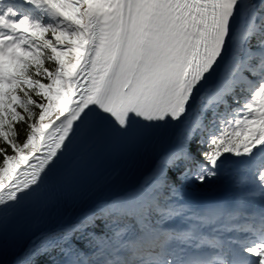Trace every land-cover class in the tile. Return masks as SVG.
<instances>
[{
    "label": "snow or ice",
    "instance_id": "1",
    "mask_svg": "<svg viewBox=\"0 0 264 264\" xmlns=\"http://www.w3.org/2000/svg\"><path fill=\"white\" fill-rule=\"evenodd\" d=\"M264 264V0H0V254Z\"/></svg>",
    "mask_w": 264,
    "mask_h": 264
},
{
    "label": "bare ground",
    "instance_id": "2",
    "mask_svg": "<svg viewBox=\"0 0 264 264\" xmlns=\"http://www.w3.org/2000/svg\"><path fill=\"white\" fill-rule=\"evenodd\" d=\"M24 253V252H23ZM23 253H21L20 255H18L16 258H15V262L17 260L18 257H21L23 255Z\"/></svg>",
    "mask_w": 264,
    "mask_h": 264
},
{
    "label": "rangeland",
    "instance_id": "3",
    "mask_svg": "<svg viewBox=\"0 0 264 264\" xmlns=\"http://www.w3.org/2000/svg\"><path fill=\"white\" fill-rule=\"evenodd\" d=\"M23 256H24V253H23V255H22L21 257H23ZM21 257H20V258H21Z\"/></svg>",
    "mask_w": 264,
    "mask_h": 264
}]
</instances>
